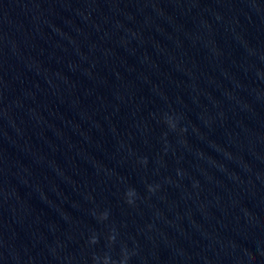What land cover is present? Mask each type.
Here are the masks:
<instances>
[{
  "label": "water",
  "instance_id": "95a60500",
  "mask_svg": "<svg viewBox=\"0 0 264 264\" xmlns=\"http://www.w3.org/2000/svg\"><path fill=\"white\" fill-rule=\"evenodd\" d=\"M106 257L264 264V0H0V264Z\"/></svg>",
  "mask_w": 264,
  "mask_h": 264
},
{
  "label": "clouds",
  "instance_id": "9594fccd",
  "mask_svg": "<svg viewBox=\"0 0 264 264\" xmlns=\"http://www.w3.org/2000/svg\"><path fill=\"white\" fill-rule=\"evenodd\" d=\"M168 122L171 124L172 127H175V126H176L175 123L172 122L171 119H169ZM146 162H147V158H145V163H146ZM149 189H150L151 191H154V190H155L151 185L149 186ZM135 195H136V193H135V190H134V189L129 190V192L127 193V196L129 197V201H128L129 203H132V202H133V200H132L131 198L134 197ZM107 215H108L107 212H105V213L103 214V216H104L105 219L107 218ZM109 239H110L111 241H115V239H116L115 234L111 235V236L109 237ZM96 242H97V238H96V237H93V239H92V243H96ZM105 259H106V264H107V262L110 260V257H106Z\"/></svg>",
  "mask_w": 264,
  "mask_h": 264
}]
</instances>
